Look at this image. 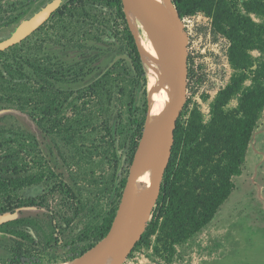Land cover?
I'll use <instances>...</instances> for the list:
<instances>
[{"label":"rangeland","instance_id":"374dc122","mask_svg":"<svg viewBox=\"0 0 264 264\" xmlns=\"http://www.w3.org/2000/svg\"><path fill=\"white\" fill-rule=\"evenodd\" d=\"M235 1L241 15L264 26V9L247 14L243 0ZM18 2L21 10L23 0ZM127 15L117 0H66L44 26L0 53V264L73 263L112 222L137 154L130 162L135 119L144 103L149 110L157 100L150 98L144 58L151 45ZM183 18L189 77L182 126L195 121L207 128L219 102L224 112L240 116V98L264 68V50L248 49L246 67L240 68L213 14L201 9ZM128 28L142 57L146 92L129 61L105 70L115 53L129 54ZM157 77L155 92L169 83V97L163 96L155 113L158 121L171 97L165 66ZM185 161L181 153L177 165ZM194 163L189 161L192 179L208 171L203 165L196 172ZM217 177L212 172V181ZM233 181L213 219L191 237L175 241L162 218L149 245L136 243L113 264H264V112ZM35 185L44 192L24 198ZM39 200L42 205H34Z\"/></svg>","mask_w":264,"mask_h":264},{"label":"trees","instance_id":"16d2710c","mask_svg":"<svg viewBox=\"0 0 264 264\" xmlns=\"http://www.w3.org/2000/svg\"><path fill=\"white\" fill-rule=\"evenodd\" d=\"M173 1L182 17L201 9L214 15L218 31L225 34L231 42L230 58L236 66L246 67L248 49L264 50V26L254 22L249 15H241L235 0ZM117 2L119 9L122 10L121 0ZM243 6L247 14L264 9V3L261 0H243ZM224 22L229 23L223 25ZM127 30L131 44L129 54L136 70L135 82L138 85L142 82L146 92V75L142 57L131 30L129 28ZM144 106L140 118L135 119L136 127L130 162H133L134 154L145 134L149 115L148 103H144ZM239 106L240 116L224 112L223 103L219 102L207 128L198 126L195 121L191 122L190 127L184 128L178 119L171 160L164 175L153 218L137 242L136 248L149 245L162 218L167 219L175 241L186 240L213 219L218 208L234 190L233 177L240 175L243 171L250 140L264 112V68L259 71L254 83L243 91ZM201 136L203 139L199 140ZM181 153L186 161L177 165ZM191 159L195 161L192 166L196 172L200 166L205 165L208 168L207 174L205 172L203 175L196 174L192 179L189 169ZM220 159L225 161L223 165L213 164ZM212 172L218 173L214 181L210 178ZM201 177L206 181H202ZM201 188H204L202 192L199 191ZM110 225L111 223L101 236L108 232ZM76 257L70 256L68 259H76ZM21 259L23 263L29 261L27 257L21 256Z\"/></svg>","mask_w":264,"mask_h":264},{"label":"water","instance_id":"95a60500","mask_svg":"<svg viewBox=\"0 0 264 264\" xmlns=\"http://www.w3.org/2000/svg\"><path fill=\"white\" fill-rule=\"evenodd\" d=\"M121 1L126 8L138 13H150L158 9L164 11L168 26L172 32L173 45L177 55L175 72L172 80V97L170 101L165 103L162 113V120L160 123L162 140L156 141L152 150L146 155L143 161V169L144 172L147 173L150 172V163L152 161L157 163V173L155 175L151 174V190L132 204L126 205V196L134 187L133 179L129 175L121 202L116 210L108 232L86 253H84L87 254L84 264H103L106 260L110 246L124 247L125 249L130 250L142 237L160 196L164 175L172 156L177 122L187 102L189 77L188 36L184 24V18L181 16L174 1ZM63 2L64 0H39L36 2L29 14L18 21L9 30L0 33V51H5L27 39L53 15ZM118 59L129 61L132 68L135 69L132 57L126 52L117 54L110 63V66ZM138 99L139 93L135 96V102H137ZM142 212L145 213V220L138 233L127 242H118L116 238L126 222L133 215Z\"/></svg>","mask_w":264,"mask_h":264},{"label":"bare ground","instance_id":"6f19581e","mask_svg":"<svg viewBox=\"0 0 264 264\" xmlns=\"http://www.w3.org/2000/svg\"><path fill=\"white\" fill-rule=\"evenodd\" d=\"M127 16L129 17L130 22L134 27H141L146 35L149 43L150 49L145 51V61L148 65L149 73V85L151 88V97L152 100L157 98L153 103L152 107L149 109V118L145 128V134H143V139L139 150L136 152V157L134 162L131 165L130 176L133 179L134 187L131 191L128 192L126 196V205L132 204L138 198L145 196L152 186L151 174L155 175L157 173V163H150V172H144L143 161L146 155L150 153L156 141L162 140L160 123L162 120V113L159 117V120H154L155 113L160 105H162V98L167 94L168 89V80L162 83V86L159 85L158 90L155 92L154 85L157 84L156 78L158 80L159 71L165 66L166 74L170 80V96L172 97V80L175 72L176 66V50L173 45V37L171 29L168 26L165 13L162 9L152 11L150 13H138L126 8ZM164 70V69H163ZM164 74V72H163ZM163 76V75H161ZM165 78V77H164ZM161 79V78H160ZM159 79V80H160ZM169 90V89H168ZM155 92V93H154ZM169 94V93H168ZM169 96H167L168 98ZM171 97L169 98L171 100ZM165 97V99H167ZM168 99V100H169ZM167 100V101H168ZM169 100V101H170ZM151 103V104H152ZM162 103V104H161ZM166 103V100H165ZM163 107V106H162ZM145 220V213H138L133 215L124 225V227L118 233L116 240L118 242H127L133 236L136 235V231H139L143 222ZM118 248V249H117ZM126 249L124 247L110 246L106 260L103 264H113L117 257L121 255ZM87 254H83L73 263L69 264H84ZM73 260V259H72ZM69 261V260H67ZM64 261V262H67ZM61 262V263H64Z\"/></svg>","mask_w":264,"mask_h":264},{"label":"flooded vegetation","instance_id":"af4514ba","mask_svg":"<svg viewBox=\"0 0 264 264\" xmlns=\"http://www.w3.org/2000/svg\"><path fill=\"white\" fill-rule=\"evenodd\" d=\"M19 0H0V33L9 30L12 28L18 21H20L22 18H24L27 14L30 13L32 7L35 5L37 0L32 6H31V0H23L22 3V9L20 10V4L18 2ZM66 3V0H64L63 4L53 13V15L42 25L44 26L49 20L52 19L54 14L59 11ZM41 26V27H42ZM40 27V28H41ZM39 28V29H40ZM81 41H74V43H80ZM117 53H115L111 59V61L108 63L107 67L105 70H108L109 68L113 67L116 65V63L121 60L118 59L116 60L111 66L110 63L113 61V59L116 57ZM103 70V72H105ZM39 189H41L40 193ZM44 192V188L42 189L41 186L35 185L31 188L26 189L25 192H23V197L26 199H29L30 197H34L36 199L37 195L40 196ZM17 205L20 208V203L17 201ZM15 203H12L14 205ZM34 205L41 206V200H39V203H36ZM15 206V205H14ZM15 209V207L13 208ZM59 230V227H57Z\"/></svg>","mask_w":264,"mask_h":264}]
</instances>
